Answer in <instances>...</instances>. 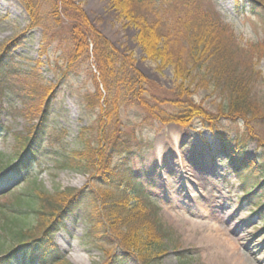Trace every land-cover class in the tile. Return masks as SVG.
<instances>
[{
	"label": "trees",
	"instance_id": "1",
	"mask_svg": "<svg viewBox=\"0 0 264 264\" xmlns=\"http://www.w3.org/2000/svg\"><path fill=\"white\" fill-rule=\"evenodd\" d=\"M17 1L30 19L28 33L41 31L43 49L58 43L61 80L84 64H91L95 89L81 97L89 122L80 129L76 140L79 147L72 150L61 145L53 157L59 170L89 176L93 189L72 188L51 194L44 184L28 177L25 191L17 193L18 187L10 193L14 201L11 208L19 215L11 222L15 229L9 228L12 244L4 246L0 242V264L64 261L54 239L66 228L68 219L83 210L91 226L88 236L96 243L102 242V235L116 225L125 231L122 238L114 236L123 255L112 254L107 264H125L130 256L141 264H157L165 249L159 235L164 242L168 239L166 233L158 232L162 227L157 220L149 229L138 227L140 219L148 223L146 211L152 203L132 164L135 151L143 153L153 148L154 143L145 138L144 131L157 130V125L186 128L198 122L212 132L219 155L241 181L242 201L252 204L256 215L264 216V203L256 191L264 190V181L259 178L264 174V151L251 158L247 148L254 138L252 125L256 122L264 128V110L253 103L251 94L263 76L249 61L246 65L241 62L244 52L218 15L183 17L173 9L172 0H108L121 20L138 30L147 59L158 63L160 71L172 70L174 88L167 90L139 71L132 52L118 50L91 23L81 0ZM256 2L244 3L257 12L254 15L264 18ZM21 41L15 39L0 58V85L6 81L2 61L10 58L15 52L12 48H18ZM200 92L206 99L195 102ZM4 96L0 87V103ZM208 97L221 105L205 107ZM125 108L138 109L140 123L126 125L122 117ZM45 114L26 148L8 168L17 179L28 175L43 153L50 127L48 110ZM240 123L247 134H232L225 127ZM5 131L0 122V139ZM0 213L8 218L4 209ZM150 230L155 232L148 233Z\"/></svg>",
	"mask_w": 264,
	"mask_h": 264
},
{
	"label": "rangeland",
	"instance_id": "2",
	"mask_svg": "<svg viewBox=\"0 0 264 264\" xmlns=\"http://www.w3.org/2000/svg\"><path fill=\"white\" fill-rule=\"evenodd\" d=\"M172 1L178 15L191 18L218 15L219 21L235 34L244 52L241 62L246 65L249 61L263 76V80L255 82L251 94L253 103L264 110V18L254 15L257 12L253 13L245 0ZM256 1L260 4L258 10L264 14V0ZM80 3L91 23L114 47L134 54L136 67L151 82L167 90L174 88L172 70L160 71L158 63L147 59L138 30L126 25L108 0H81ZM29 22L17 0H0V58L15 39L22 40L18 48H12L15 51L12 55L7 54L10 58L2 61L6 81L0 85L5 95L0 103L3 112L0 122L6 131L0 139V173L21 155L47 110L50 125L43 153L28 175L17 179L10 170L0 174V209L8 215L5 218L0 213V242L4 246L12 244L9 228L15 229L11 222L19 215L11 208L14 201L10 193L18 187L17 193L25 191L28 177L44 184L51 194L72 188L93 189L89 176L59 170L53 157L61 145L72 150L79 147L76 140L80 129L89 122L81 97L95 89L91 64H84L66 80H61L58 43L45 45L43 49L41 31L28 33ZM195 97V102L206 99L202 92ZM212 104L221 105L208 97L205 107L212 108ZM139 112L136 108H125L122 117L126 125L140 123ZM157 126V130L144 131L145 138L154 143L153 148L143 153L135 151L132 158L136 174L152 203L146 211L148 223L140 219L138 227L149 229L157 220L162 227L158 232L166 233L168 239L164 242L165 238L159 235L165 249L157 264H264V216L256 215L252 204L242 201L241 181L219 155V144L213 133L198 122L186 128ZM225 127L232 134L248 132L241 123ZM251 132L254 138L248 141L247 148L252 158L256 152L264 151V128L255 122ZM259 178L264 181V174ZM256 191L264 203V190L257 188ZM35 194L39 195V191ZM84 215L83 210L69 218L66 228L55 237L64 257L58 264H107L112 254L122 256L118 239L125 231L116 225L106 236L102 235V242L96 243L88 236L91 226ZM151 232L155 231L148 233ZM125 264L141 263L130 256Z\"/></svg>",
	"mask_w": 264,
	"mask_h": 264
},
{
	"label": "bare ground",
	"instance_id": "3",
	"mask_svg": "<svg viewBox=\"0 0 264 264\" xmlns=\"http://www.w3.org/2000/svg\"><path fill=\"white\" fill-rule=\"evenodd\" d=\"M243 264H249V263H247V262H246V263H244V262H243Z\"/></svg>",
	"mask_w": 264,
	"mask_h": 264
}]
</instances>
